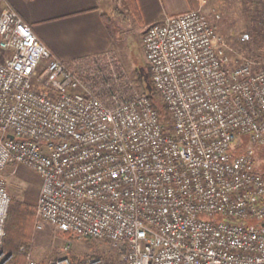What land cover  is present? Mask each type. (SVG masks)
<instances>
[{
	"label": "built area",
	"instance_id": "1",
	"mask_svg": "<svg viewBox=\"0 0 264 264\" xmlns=\"http://www.w3.org/2000/svg\"><path fill=\"white\" fill-rule=\"evenodd\" d=\"M0 5V264L11 258L9 164L41 176L36 228L47 221L105 239L123 251L121 264H264V173L254 165L264 57L230 55L219 12L165 14L143 32L162 121L110 56L75 67L7 0ZM21 249L24 264H106L101 255L41 262Z\"/></svg>",
	"mask_w": 264,
	"mask_h": 264
},
{
	"label": "crops",
	"instance_id": "2",
	"mask_svg": "<svg viewBox=\"0 0 264 264\" xmlns=\"http://www.w3.org/2000/svg\"><path fill=\"white\" fill-rule=\"evenodd\" d=\"M54 55L75 67L95 57L112 56L117 26L130 19L141 33L165 14L202 6L210 0H7ZM1 7V5H0ZM112 22L116 27L112 29ZM24 165L9 164L5 178L18 174L24 184L14 197L35 204L41 176ZM30 186V187H29ZM10 195V194H9ZM13 196V195H12Z\"/></svg>",
	"mask_w": 264,
	"mask_h": 264
},
{
	"label": "rangeland",
	"instance_id": "3",
	"mask_svg": "<svg viewBox=\"0 0 264 264\" xmlns=\"http://www.w3.org/2000/svg\"><path fill=\"white\" fill-rule=\"evenodd\" d=\"M240 4V0H210L205 12L209 17H212L214 12H219L220 17L217 20L218 30L228 39L229 44L233 48L230 55L232 54L233 57L236 55H252L262 58L264 57V43L253 44L249 49H238L230 42L245 30V19ZM111 26L113 30L116 29L113 22ZM141 29L137 24L132 23L131 19L125 22L123 27L118 25L116 48L112 51L111 58L116 70H120L124 74V78L128 83L127 88L130 92L149 93L153 83L152 81L148 82L146 79L147 71H145V66H147V62ZM136 69H139L144 74L142 80L137 77ZM254 165L258 171L264 172L263 144L255 148ZM5 181L11 198L15 196L14 193L20 187L23 188L24 186L17 173L7 176ZM35 204L31 205L35 208ZM68 240H70V247L65 249L64 246ZM28 247L31 257L41 262L64 256L69 257L72 261H82L91 255H101L103 257L111 249H114L112 244L105 239L95 241L73 236L71 233L56 229L52 223L47 221L43 222L42 227H35L33 240ZM122 255L123 252L119 257L120 263Z\"/></svg>",
	"mask_w": 264,
	"mask_h": 264
},
{
	"label": "trees",
	"instance_id": "4",
	"mask_svg": "<svg viewBox=\"0 0 264 264\" xmlns=\"http://www.w3.org/2000/svg\"><path fill=\"white\" fill-rule=\"evenodd\" d=\"M128 3H133V0H127ZM241 11L245 19V30L249 33V38L241 41L235 38L233 45L238 49H249L253 44L264 43V0H240ZM255 58L257 56L247 55ZM147 71V81H151L149 66H145ZM119 76L124 77V74L118 70ZM136 74L139 80H142L144 74L139 69H136ZM126 82V80H125ZM127 83V82H126ZM128 84V83H127ZM153 100L154 106L157 108L160 119H167V107L157 95V92L152 85L151 91L148 93ZM264 146V144H263ZM255 158V154H254ZM264 173V172H262ZM35 208L25 201L16 197L10 198L7 219L5 222L6 235L4 237V249L8 254H11L9 264H24L26 260V252L21 249L23 244L27 246L33 240L35 231ZM72 235V234H71ZM76 236V235H73ZM78 237V236H77ZM123 251L111 249L110 252L103 255L106 264H121L119 257Z\"/></svg>",
	"mask_w": 264,
	"mask_h": 264
},
{
	"label": "water",
	"instance_id": "5",
	"mask_svg": "<svg viewBox=\"0 0 264 264\" xmlns=\"http://www.w3.org/2000/svg\"><path fill=\"white\" fill-rule=\"evenodd\" d=\"M10 137H12V134H9ZM262 225H264V221H262Z\"/></svg>",
	"mask_w": 264,
	"mask_h": 264
}]
</instances>
